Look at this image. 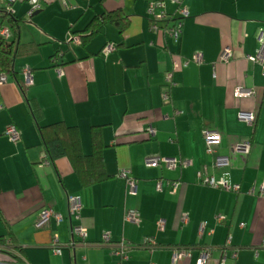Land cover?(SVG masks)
<instances>
[{"label":"crops","instance_id":"1","mask_svg":"<svg viewBox=\"0 0 264 264\" xmlns=\"http://www.w3.org/2000/svg\"><path fill=\"white\" fill-rule=\"evenodd\" d=\"M41 1L43 10L32 15L28 2L13 6L20 28L14 64L18 80L7 76L0 86V243L10 242L19 251L14 256L0 251V264H199L208 249L207 264H221L225 255L226 264H264V196L257 191L264 182V70L247 60L259 48L264 0H185L190 17L180 43L153 30L149 4L159 0H105L91 13L76 0ZM164 1L168 15L175 17L172 0ZM119 9L130 21L124 33L106 24L84 44L89 33L83 32L94 17ZM0 27L13 33L1 15ZM74 32L81 38L77 42ZM109 43L115 51L106 56L102 51ZM225 48L232 52L229 62L220 60ZM196 53L203 62L174 70L172 85H167L174 60ZM26 69L33 75L30 87ZM239 86L255 90V96L236 98ZM30 102L38 108L35 116ZM241 111L257 114L254 127L240 121ZM57 122L79 128L86 155L92 152V129H102L107 181L84 188L68 158L48 161L38 124ZM9 125L19 129V142L6 135ZM205 128L222 134L217 155L229 157L230 180L240 185V194L199 183L197 173L213 160L205 153ZM247 139L250 154L237 152L236 145ZM153 155L191 160L193 166L148 168L146 158ZM122 170L136 179V195L120 178ZM158 181L164 184L162 192ZM168 182L180 183L176 193ZM254 188L256 194L250 195ZM71 196L82 201L79 224L87 238L56 255L54 238L65 246L73 242L71 228L77 222L69 218ZM45 207L63 221L52 219L37 230ZM128 211L139 213V224L125 220ZM183 213L189 215L187 224L181 223ZM219 216L224 220L219 222ZM149 239L155 249L143 248ZM121 242L128 246L126 258L115 251ZM178 249H189L192 256L175 262Z\"/></svg>","mask_w":264,"mask_h":264},{"label":"built area","instance_id":"2","mask_svg":"<svg viewBox=\"0 0 264 264\" xmlns=\"http://www.w3.org/2000/svg\"><path fill=\"white\" fill-rule=\"evenodd\" d=\"M5 6L4 10L8 15H13L14 10L13 6L19 2H28L31 6L29 15H32L38 11H42L44 5L41 0H4ZM173 4L176 6L177 15L174 17H170L166 10V3L164 0L159 1H152L149 4V13L154 17V24L153 30L159 31L162 30L166 35L173 39L174 42L180 43L182 36H183V29H184V21L190 17V10L185 4V0H172ZM166 23L164 26H160V23ZM0 37L4 40H9L11 38V32L8 28L0 27ZM73 41H78L77 38H73ZM258 42L259 48L255 55H251L247 57V60L253 62L255 64H259L262 66L264 70V30H261L258 34ZM115 51L114 44H107L103 49V54L108 56L109 54ZM232 58V52L230 48H225L222 51L220 60L222 62H229ZM192 62L194 63H202L203 62V55L201 53H196L192 59H186L183 61H176L173 62V71L168 72L166 76L167 85L171 86L173 82V72L174 70H179L182 68L188 67ZM25 76V85L26 87H30L33 85V75L29 69L24 71ZM8 77L6 74L0 75V86L7 83ZM234 95L236 98L245 99V98H252L255 96V90L251 88H246L244 86H239L236 88ZM169 98V93L164 94V99ZM4 109V106L0 104V111ZM179 113V112H178ZM240 121L246 123L250 127H254L257 122V114L253 111H241L239 113ZM148 133L150 136L156 135V130L152 127L148 129ZM203 138L205 142V153L208 156H212L213 160L210 164H206L203 168L197 173L198 181L201 185L212 188L218 189L234 194L241 193V187L238 184H234L230 180V173L229 169L231 168V162L229 157L217 155V151L222 144V134L216 130L211 128H205L203 130ZM6 135L15 143L21 140V133L19 129L15 125H9L6 129ZM252 143L250 139L244 140L239 142L236 145L237 152H240L244 155H249L251 151ZM146 166L148 168H160L164 167L169 171H175L179 168H188L193 166V161L191 160H182L179 158H168V157H161L158 155L149 156L146 158ZM209 169L214 171H220V177H216L209 173ZM120 178L126 180L129 193L131 195L137 194V181L132 176H130V172L127 170H122L120 172ZM167 185L171 187V193H176L180 183L179 182H168ZM164 188V184L162 181H158L157 183V190L162 192ZM258 193L261 196H264V182L258 188ZM256 190L255 188L250 192V195H255ZM82 201L79 197L71 196L69 197V218L73 222H77V224H72L71 232L73 236V242L68 246H65L60 243L59 238H54L51 249L56 255H61L65 249L75 248L76 245L80 242H84L87 238V230L79 224L81 221V211H82ZM55 219L57 222L63 221V216L59 213H56L51 207H45L39 213L38 219L35 224V228L37 230H42L48 227L52 221ZM125 220L127 222H131L134 224L140 223V215L136 211H128L126 213ZM224 220L223 216L218 217V221L221 222ZM189 221V215L187 213H183L181 215V223L187 224ZM159 229L164 230L165 222H159ZM245 224H241V227H244ZM204 231V225L201 226L200 232ZM104 242H110V236H104ZM232 237L229 236L227 239V245H231ZM157 247L154 240H147L146 244L143 248L155 249ZM128 246L121 242L119 245L116 246V254L126 258ZM0 251H8L12 252L13 254H17V251L11 246L10 242L0 243ZM192 256L191 250L187 249H178L174 252V261H180L184 258H188ZM211 258L210 250H204L201 252L199 256V264H207ZM233 258H237V251L233 253ZM227 256L225 255L222 259L221 264H226ZM27 264V263H23Z\"/></svg>","mask_w":264,"mask_h":264},{"label":"trees","instance_id":"3","mask_svg":"<svg viewBox=\"0 0 264 264\" xmlns=\"http://www.w3.org/2000/svg\"><path fill=\"white\" fill-rule=\"evenodd\" d=\"M104 1L102 0V3ZM0 15L8 21L13 31L11 36L14 37L12 42L0 37V73H5L7 76L18 80L17 74L14 71V64L18 55L19 21L16 20L14 15H8L4 8L0 10ZM129 23L128 16L121 9L96 15L88 28L83 32L89 33L83 39L84 44H87L106 24L114 25L120 33H124L129 27ZM73 36L74 38L81 39L78 37L77 32H74ZM30 107L35 116L38 113V108L31 104V102ZM38 128L48 161L55 164L58 159L68 158L82 187L89 188L103 183L110 178L106 172L104 160L106 146L101 128H93L91 131L92 152L89 155L84 153L78 127L68 126L65 122H57L45 126L38 124ZM2 241L0 238V242ZM3 252L10 253L13 256L15 255L12 252Z\"/></svg>","mask_w":264,"mask_h":264},{"label":"rangeland","instance_id":"4","mask_svg":"<svg viewBox=\"0 0 264 264\" xmlns=\"http://www.w3.org/2000/svg\"><path fill=\"white\" fill-rule=\"evenodd\" d=\"M101 1L102 0H76V3H78L77 5H79L81 7L90 8L89 12L91 13L95 10V8H98L101 6ZM0 4H2V5L4 4L3 6H5L4 0H0ZM97 11H98V9H97ZM27 18H30V17L28 16Z\"/></svg>","mask_w":264,"mask_h":264}]
</instances>
